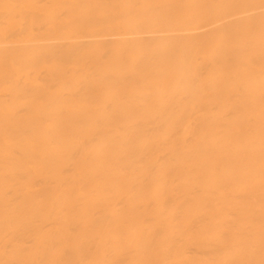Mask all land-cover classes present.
<instances>
[{
  "label": "bare ground",
  "instance_id": "6f19581e",
  "mask_svg": "<svg viewBox=\"0 0 264 264\" xmlns=\"http://www.w3.org/2000/svg\"><path fill=\"white\" fill-rule=\"evenodd\" d=\"M0 264H264V0H0Z\"/></svg>",
  "mask_w": 264,
  "mask_h": 264
}]
</instances>
